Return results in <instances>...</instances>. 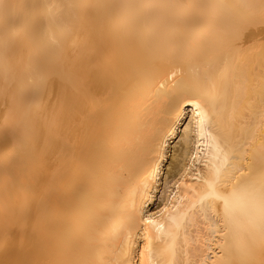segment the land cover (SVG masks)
<instances>
[{"label":"bare ground","instance_id":"6f19581e","mask_svg":"<svg viewBox=\"0 0 264 264\" xmlns=\"http://www.w3.org/2000/svg\"><path fill=\"white\" fill-rule=\"evenodd\" d=\"M0 264H264V0H0Z\"/></svg>","mask_w":264,"mask_h":264}]
</instances>
